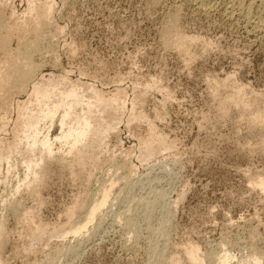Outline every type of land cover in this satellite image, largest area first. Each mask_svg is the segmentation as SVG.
<instances>
[{
	"label": "rangeland",
	"instance_id": "obj_1",
	"mask_svg": "<svg viewBox=\"0 0 264 264\" xmlns=\"http://www.w3.org/2000/svg\"><path fill=\"white\" fill-rule=\"evenodd\" d=\"M43 2L50 19L31 82L61 81L91 103L95 91L120 96L102 113L110 129L93 165L69 168L72 156L58 143L50 155L39 144L18 148L2 164L1 264H193L188 245L203 264H221L224 252L227 264H264V191L252 184L264 180V0H0V36H9L2 75L22 60L21 40L33 39L30 3ZM31 82L19 96L3 89L0 139L11 138L14 104ZM239 89L252 112L223 115L219 102ZM49 126L40 140L59 135L57 123ZM150 128L165 142L143 158ZM111 180L107 203L75 236L74 223ZM30 212L47 229L34 243L22 221Z\"/></svg>",
	"mask_w": 264,
	"mask_h": 264
},
{
	"label": "bare ground",
	"instance_id": "obj_2",
	"mask_svg": "<svg viewBox=\"0 0 264 264\" xmlns=\"http://www.w3.org/2000/svg\"><path fill=\"white\" fill-rule=\"evenodd\" d=\"M154 1L155 0H153V3ZM39 4L38 6H36L35 4L30 3V6L28 7L27 12H26L27 14L29 13L30 15L32 11L37 10L38 14L33 16L32 20H31V17L28 18L31 20L30 23L33 26V27L31 26L33 28L32 34L34 33L33 34L34 36H32L33 39H28V40H24L25 38L22 39L23 37L26 36V34L25 36L21 37V39L23 40V41L21 40V43H19L20 38L18 39L19 49H17L16 54L18 56L21 55L22 60L17 59L14 62V65L12 67L10 66L11 68L9 67L7 63L8 65L7 67L10 68V70L6 72V67H5L4 73L5 72L6 73L4 75H2L3 72L2 74L0 73V75H2L0 76V130L1 131H3L4 127L6 126L5 120H7L6 115L8 113V112L6 113V110H8L7 100L9 99V96H10L9 95L7 99L6 94L10 92L5 93L3 89L6 91V88L7 89L9 88L10 91L11 90L15 91L17 95L19 93L22 94V92L24 93L27 91L26 88L28 89V87L26 86L28 82H31V79H32L31 76L33 75L35 77L36 75V74L35 75L33 74L36 72V70H35V65H33L32 58L35 53H38L37 51H39L40 45H42L41 44L43 40L42 37L44 36L43 30H44L45 25L47 24V21H49L50 19L49 11L51 10V5L48 2H43L41 3V5ZM0 27H2L1 24H0ZM25 31H27L28 33L29 30H25ZM23 33H24V29H23ZM177 37H180V36H177ZM7 38L5 37L3 38L0 36V49H2V51L3 50L7 51L8 49L6 47ZM171 38H174V37H171ZM184 44L186 45L187 43H184ZM187 47H186V50H187ZM185 52L186 51H184V53ZM18 56L17 57L14 56V57L18 58ZM14 57H12L13 60H15ZM0 66L2 68L4 66L3 63ZM2 69H4V67ZM39 79L37 83L33 81L35 84L31 82L34 85L30 83L31 90L29 89L30 92L28 91L29 94L27 95V99H25V101L14 104L16 105V108H15L16 109L15 110L16 120L14 122L12 136L11 138L9 137L10 139H6V140H2V137L0 139V173L2 171V164L18 148L24 151L25 153L26 152L30 153L37 146V144H39V146L42 147L43 152L47 155H50L52 153V147L54 146V143H58L59 145H64L67 148V154L72 156V159H70L67 163L69 168L71 167L73 168V165H75L76 167H79V169H82L86 164L93 165L94 163H96L94 162V160L98 158L97 153L100 154V153L106 152V146L104 145V138L110 129V124L108 122L110 118L102 116V113L106 109L111 108L115 103H117L120 95L109 94L110 92L104 94L100 91H95L93 94L94 102L91 103L88 100L87 101L82 100L83 97L82 96L80 97L78 95V93L76 92L73 86H69L68 88H66L64 83H62L61 81L49 80L48 78H47L48 80L40 81ZM237 91L238 92L236 95L225 96L224 98L221 99V102H219L221 104L220 107H221L223 115H226V113H228L227 111L230 109V107H239L242 111L247 112L248 110H250L252 112V110L250 109V106L247 105L246 103L241 102L242 99L239 98L241 94V89ZM12 103L10 102L9 104H12ZM11 106L12 105H10V108ZM251 114L253 116H251L252 119H249V120L252 123L256 124L262 121L261 117L256 115V113L255 114L251 113ZM48 123L50 124L49 128L57 123V125L59 126L58 128H59L60 133L54 138L53 141L50 138V135H49L50 132L47 135L43 136V138L40 140L38 136L41 134V131L43 130L45 125ZM31 131H33V135L31 134L29 135ZM162 138L161 136L157 135L156 132H154L152 128H150L148 130L147 137L143 142L141 157L143 158L148 157L154 151L157 145H160V144L163 145L165 141H163ZM260 143L262 145L261 149L264 150V138L260 140L259 145ZM74 169H71V170L73 171ZM74 171H76V169ZM76 172L78 173V171ZM43 175H44L43 172L40 175L36 173L34 175V178L42 179ZM252 184L254 185V187H258L260 190H262V192L264 191V180H262V178H257L253 180ZM112 186H113V183L111 180L110 188L102 189L103 191L100 193L99 198L92 205L86 208L85 217L83 218V220L81 219V221H79V219L76 218V220L78 219V222L76 221H75L76 223L73 222L74 226L71 228V230L75 236L79 235L82 230L86 229L89 223L95 221L97 214L107 203L108 197L113 188ZM152 208L153 210L155 209L154 207ZM164 208L165 207H163V209ZM75 215H76L75 208L68 209V212L66 213L68 221L71 222L73 218L75 217ZM22 221L28 223L27 231L29 233V236L31 237V240H30L31 243H34L36 238H39L42 234H44L46 225H44L43 223H37L35 221L34 215H32V212L25 213L24 216L22 217ZM98 226L99 225H97V227ZM4 232H5V228L0 223V240H2V237H4V234H5ZM1 248H2V242L0 241V264L2 263V257H1L2 249ZM185 253H186L187 259L191 261L193 264H203L204 263V260H202L199 256V248L197 246L188 245L185 248ZM259 254L260 253H258V255ZM262 256H257V259L260 260ZM231 259H232V256H230L226 252H224L223 255L218 257V261L221 264H227L228 262H230Z\"/></svg>",
	"mask_w": 264,
	"mask_h": 264
}]
</instances>
